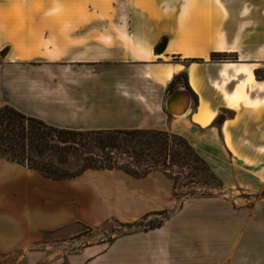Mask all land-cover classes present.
Masks as SVG:
<instances>
[{
  "label": "crops",
  "instance_id": "crops-1",
  "mask_svg": "<svg viewBox=\"0 0 264 264\" xmlns=\"http://www.w3.org/2000/svg\"><path fill=\"white\" fill-rule=\"evenodd\" d=\"M223 6L0 0V107L66 130L175 134L222 190L262 193L264 11ZM182 73L186 81L168 89ZM181 91L188 106L173 114L167 100ZM173 193L161 170L88 168L56 179L0 156V251L76 219L134 222L168 211L158 227L115 238L79 264H264V201L178 202Z\"/></svg>",
  "mask_w": 264,
  "mask_h": 264
},
{
  "label": "rangeland",
  "instance_id": "rangeland-1",
  "mask_svg": "<svg viewBox=\"0 0 264 264\" xmlns=\"http://www.w3.org/2000/svg\"><path fill=\"white\" fill-rule=\"evenodd\" d=\"M193 3L199 0H192ZM214 4H222V0H213ZM256 5L257 11H264V0H224L226 9H246ZM263 14V13H262ZM159 136V135H158ZM81 144L70 142L62 149V153L50 151L44 154L43 160L51 159L59 167L57 173L71 176L86 164H100L95 160L104 156L102 152L88 141L90 135H74ZM168 144V156L156 160L137 161L130 154L112 152V159L117 167L125 169L131 175H142L151 170H161L173 181L174 198L179 202L189 196H223L231 195L236 204H252L264 201V192L249 195L242 192L233 194L222 190L221 183L212 175L207 165L195 154L191 145L178 136L166 133L159 136ZM62 146V145H61ZM56 154H54V153ZM104 153V155H103ZM109 153V152H108ZM36 155H34L35 157ZM42 160V159H41ZM58 162V163H57ZM105 162V161H104ZM107 164L109 162H106ZM26 166V165H24ZM168 211L152 214L142 220L122 222L114 218L101 221L76 219L71 223L44 231L38 240L28 242L16 248L0 251V264H79L83 256L96 254L106 249L115 238L125 234L147 230L150 225L162 221ZM84 254V255H83ZM82 255V256H81ZM88 262H81L87 264Z\"/></svg>",
  "mask_w": 264,
  "mask_h": 264
},
{
  "label": "trees",
  "instance_id": "trees-1",
  "mask_svg": "<svg viewBox=\"0 0 264 264\" xmlns=\"http://www.w3.org/2000/svg\"><path fill=\"white\" fill-rule=\"evenodd\" d=\"M180 76L186 81V74L182 73L169 84L168 89ZM222 120L223 115H219L215 122L220 123ZM166 133L168 132L149 129L66 130L47 125L43 121L26 116L10 106L0 107V156L35 169L47 177L56 179L76 176L88 168L115 167L122 169L117 167L112 160L114 158L111 155L114 150L117 151L118 155L130 154L137 161L156 160L159 159V157L168 156V151L166 153L168 144L166 140L159 137L166 135ZM74 135L92 136V138L88 140L90 144H93L102 152L108 150L109 153L107 152L104 155V152V156H98L95 160H92L99 162L100 164L98 165L90 162L71 176L58 174L57 171L59 167L56 166L55 162L51 159L43 160L45 158L42 157L47 152L53 150L62 153V149L64 148L61 147H65L70 144L71 141L75 140L76 138ZM178 137L186 141L181 136ZM73 142L81 144V140H75ZM34 155L36 156L34 157ZM106 162L109 163L107 164ZM124 171L128 172L126 169ZM160 224L161 221L154 225H150L148 228H155Z\"/></svg>",
  "mask_w": 264,
  "mask_h": 264
},
{
  "label": "bare ground",
  "instance_id": "bare-ground-1",
  "mask_svg": "<svg viewBox=\"0 0 264 264\" xmlns=\"http://www.w3.org/2000/svg\"><path fill=\"white\" fill-rule=\"evenodd\" d=\"M189 102V96L185 91L179 92L175 97L168 100V108L175 114L183 113Z\"/></svg>",
  "mask_w": 264,
  "mask_h": 264
},
{
  "label": "water",
  "instance_id": "water-1",
  "mask_svg": "<svg viewBox=\"0 0 264 264\" xmlns=\"http://www.w3.org/2000/svg\"><path fill=\"white\" fill-rule=\"evenodd\" d=\"M161 50H158V53L160 52ZM171 98V97H170ZM170 98H168V100L170 99ZM168 100H167V103H168ZM167 107H168V105H167ZM173 113V112H172ZM173 114H175V113H173Z\"/></svg>",
  "mask_w": 264,
  "mask_h": 264
}]
</instances>
